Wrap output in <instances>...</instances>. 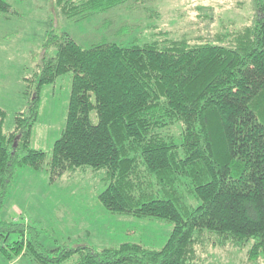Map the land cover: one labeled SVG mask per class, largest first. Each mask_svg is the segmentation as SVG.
<instances>
[{"label": "trees", "instance_id": "obj_1", "mask_svg": "<svg viewBox=\"0 0 264 264\" xmlns=\"http://www.w3.org/2000/svg\"><path fill=\"white\" fill-rule=\"evenodd\" d=\"M123 1L57 3L83 18ZM254 4V22L217 33L225 44L165 39L85 47L68 32L49 34L46 47L54 51L42 57L36 90L14 131H5L0 107V212L19 168L46 162L55 179L92 166L105 173L98 199L106 209L165 218L173 228L159 248L136 241L48 248L35 225L0 216V236L18 234L1 247L5 260L198 264L199 246L251 239L248 262L264 258V0ZM9 10L16 9L0 0V12ZM67 71L73 80L66 124L48 157L30 137L43 85Z\"/></svg>", "mask_w": 264, "mask_h": 264}, {"label": "rangeland", "instance_id": "obj_2", "mask_svg": "<svg viewBox=\"0 0 264 264\" xmlns=\"http://www.w3.org/2000/svg\"><path fill=\"white\" fill-rule=\"evenodd\" d=\"M8 1L16 9L0 12V107L6 111L3 126L8 133L15 130L16 116L36 90L42 57L54 51V45L46 47L51 32H68L85 47L102 41L128 46L165 39L225 44L216 39L217 33L225 35L250 24L257 14L254 0H124L105 10L91 9L83 18L65 14L57 0ZM72 80L73 72L67 71L41 90L39 115L30 138L31 145L47 151L48 157L66 124ZM91 117L94 122L98 119L95 111ZM48 167L45 162L41 168H19L0 212L5 219L35 225L48 248L124 241L159 248L168 239L172 221L114 213L104 207L98 199L107 185L103 170L87 166L50 179ZM17 238L15 232L0 236V264H8L1 247ZM252 244L251 239L241 246H199L198 264H264V258L248 262ZM22 258L21 264H40L28 255Z\"/></svg>", "mask_w": 264, "mask_h": 264}, {"label": "crops", "instance_id": "obj_3", "mask_svg": "<svg viewBox=\"0 0 264 264\" xmlns=\"http://www.w3.org/2000/svg\"><path fill=\"white\" fill-rule=\"evenodd\" d=\"M22 256L19 259V262H7L8 264H21L20 262L22 261Z\"/></svg>", "mask_w": 264, "mask_h": 264}, {"label": "water", "instance_id": "obj_4", "mask_svg": "<svg viewBox=\"0 0 264 264\" xmlns=\"http://www.w3.org/2000/svg\"><path fill=\"white\" fill-rule=\"evenodd\" d=\"M15 144H16V142H15Z\"/></svg>", "mask_w": 264, "mask_h": 264}]
</instances>
